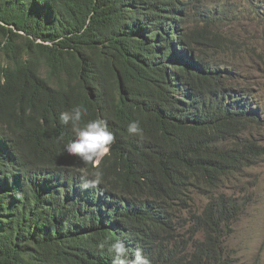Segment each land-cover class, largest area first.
I'll return each mask as SVG.
<instances>
[{
    "label": "trees",
    "instance_id": "obj_1",
    "mask_svg": "<svg viewBox=\"0 0 264 264\" xmlns=\"http://www.w3.org/2000/svg\"><path fill=\"white\" fill-rule=\"evenodd\" d=\"M222 3L0 0V264H112L105 239L151 264H231L246 203L221 189L264 158L246 135L264 129V100L237 82L233 62L255 50L224 30ZM74 105L116 134L95 189L57 141L74 136L58 119Z\"/></svg>",
    "mask_w": 264,
    "mask_h": 264
},
{
    "label": "rangeland",
    "instance_id": "obj_2",
    "mask_svg": "<svg viewBox=\"0 0 264 264\" xmlns=\"http://www.w3.org/2000/svg\"><path fill=\"white\" fill-rule=\"evenodd\" d=\"M220 1L231 7L230 12L234 15L224 30L232 33L236 41L254 46L255 50L254 54L251 50L238 54L233 62L235 71L246 76L237 82L241 87L248 86L256 91V97L264 100V0ZM225 60L232 63L228 58ZM246 135L264 145V129L251 134L247 132ZM221 191L242 198L246 203L244 212L233 224L232 232L224 239L226 251L233 259L231 264H264V158L236 175ZM205 203L204 197L194 196L192 210L200 211ZM187 226L181 231L184 232Z\"/></svg>",
    "mask_w": 264,
    "mask_h": 264
},
{
    "label": "clouds",
    "instance_id": "obj_3",
    "mask_svg": "<svg viewBox=\"0 0 264 264\" xmlns=\"http://www.w3.org/2000/svg\"><path fill=\"white\" fill-rule=\"evenodd\" d=\"M87 108L83 105H74L59 114V122L70 126L74 134L71 140L64 142V137L57 138L63 142V153L76 157L85 165H91V172L82 170V189H95L104 184L105 176L99 164L103 157L108 156L111 146L116 141V134L110 129L108 120L102 117L90 119L82 123L87 115ZM127 132L130 135L143 137V129L138 121L129 122ZM101 252L107 251L112 257V264H151V260L145 255L141 247L130 249L120 240L105 239L96 245Z\"/></svg>",
    "mask_w": 264,
    "mask_h": 264
}]
</instances>
